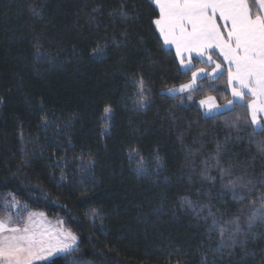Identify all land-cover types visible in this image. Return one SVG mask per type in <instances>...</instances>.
I'll return each instance as SVG.
<instances>
[{
	"label": "trees",
	"instance_id": "16d2710c",
	"mask_svg": "<svg viewBox=\"0 0 264 264\" xmlns=\"http://www.w3.org/2000/svg\"><path fill=\"white\" fill-rule=\"evenodd\" d=\"M258 2L249 0L254 14ZM157 17L151 0H0V219L23 227L40 212L79 238L40 264H264L259 225L248 255L212 251L228 221L246 228L248 205L261 206L264 186L240 200L229 185L264 176V132L253 131L248 100L203 115L199 101L231 100L226 76L164 93L191 72L163 46ZM140 77L146 108L136 105ZM13 198L19 207L5 209Z\"/></svg>",
	"mask_w": 264,
	"mask_h": 264
},
{
	"label": "snow or ice",
	"instance_id": "6c2138e0",
	"mask_svg": "<svg viewBox=\"0 0 264 264\" xmlns=\"http://www.w3.org/2000/svg\"><path fill=\"white\" fill-rule=\"evenodd\" d=\"M158 7V17L153 24L162 37L164 45L175 47V55L179 59V67L186 73L191 72V82L177 89H169V94L179 92H191L195 90L197 80L205 75L204 68L193 71V54L201 63L214 65L207 78L218 79L226 76L227 87L231 91L233 100L225 105H207L205 100L200 104L206 106V116L221 114L222 111L234 110V104L251 97V103L246 106L250 109V123L254 125V132H264V12L254 14L249 0H152ZM264 8V0H259ZM124 18L130 14L121 9L118 13ZM39 47V45H37ZM216 52L222 57L224 64L213 60L212 53ZM138 87L136 95L137 107L146 108L149 89L145 87L143 77L136 81ZM190 98V97H189ZM214 101L215 97H210ZM105 121H110L112 108L105 106L103 109ZM259 115V118H258ZM239 124V120H236ZM108 130V124H105ZM219 150V148H218ZM261 150L264 151V145ZM136 153L133 149L130 153ZM158 155V154H157ZM143 164V159L139 161ZM144 171L143 168L139 169ZM225 175L231 176L229 170ZM259 184L264 186V176L251 179L239 176L230 182L233 197L243 200L245 192L252 191ZM260 207L252 202L248 205L250 215L247 217L246 228H241L239 219L228 221L233 229L225 235V229H220V244L215 252H221L225 248L230 251L237 246L245 249L249 239V233L254 226L259 225L264 229V195L259 197ZM183 204L193 211H203L198 205L184 197ZM5 209L18 208L19 202L12 199L4 204ZM97 215V213H93ZM209 215L211 212L209 211ZM19 219V215L17 214ZM11 220L0 219V264H34L37 259H42L45 253L51 254L53 250L68 252L74 250L77 237L67 231L57 233L55 236L47 229L37 230L34 227L32 217L23 227H10ZM217 221L213 219V225ZM249 252L245 249V255ZM242 264V261L237 262Z\"/></svg>",
	"mask_w": 264,
	"mask_h": 264
},
{
	"label": "rangeland",
	"instance_id": "374dc122",
	"mask_svg": "<svg viewBox=\"0 0 264 264\" xmlns=\"http://www.w3.org/2000/svg\"><path fill=\"white\" fill-rule=\"evenodd\" d=\"M258 4H259V2H258ZM259 6L262 9V11L264 12V8H262L260 4H259ZM173 89L179 90L180 87L173 88ZM164 93L166 95H169V96H174L172 94H169L168 90L164 91ZM175 95H182V94H181V92L177 91V93ZM250 119H251V117H250ZM29 216L32 217L34 227L37 230L47 229L49 232H51L53 234V236H55L57 233H65L67 231H70L71 233H73L77 237V240L75 241V245H74V250L78 247V243H79L78 236L70 228H68L65 225L63 220H59L57 222H54V221L50 220L44 213H40V212H33ZM29 216H28V218H29ZM28 218H27L26 223H28ZM10 227H12V226H10ZM74 250H71L68 252L53 250L51 254L45 253V255L42 259H37L36 261H34V264L49 262L50 260H52L53 258H55L57 256L68 254Z\"/></svg>",
	"mask_w": 264,
	"mask_h": 264
},
{
	"label": "crops",
	"instance_id": "0c3cea01",
	"mask_svg": "<svg viewBox=\"0 0 264 264\" xmlns=\"http://www.w3.org/2000/svg\"><path fill=\"white\" fill-rule=\"evenodd\" d=\"M151 1H152V0H151ZM154 5H155V4H154ZM155 6H156V5H155ZM156 8H157V10H158V7H157V6H156ZM258 8H259L260 13L263 12L262 9L260 8L259 4H258ZM158 11H159V10H158ZM155 28H156V27H155ZM156 30H157V29H156ZM157 32H158V30H157ZM158 34H159V32H158ZM159 36H160V35H159ZM160 38H161V41H162V43H163L162 37H160ZM163 46H164L167 50H172V51L175 53V47H174V46L164 45V44H163ZM212 56H213V60H214V61L218 62V61L216 60V57H218V59L220 60V63H221V64H224V63H225V62L223 61L222 57H220V56L218 55V53L213 52V53H212ZM177 60H178V63H179V59H178V58H177ZM194 60L200 62L199 58L196 57L195 54H193V61H192L193 64H194ZM203 64H205L206 66L210 67V69H205V68H204V69L206 70V73H205V75L201 76V77L197 80L196 85L194 86V88H196L197 83H198L200 80L207 78V73H211L212 70H213L214 65H211V64H208V63H203ZM198 69H200V68H198ZM181 70L184 71L182 68H181ZM196 70H197V69H195L194 71H196ZM208 79H210V78H208ZM210 80L213 81V79H210ZM190 82H191V81H190ZM190 82H188V83H190ZM180 87H181V86H180ZM229 90H230V89H229ZM184 93H188V91L181 92V94H184ZM230 93H231V91H230ZM209 98H210V97H207V98L203 99V100H205V101L207 102V105H208V106H211V104H213V103L218 104L216 100L212 101V100H210ZM231 100H233L232 95H231ZM246 100H248V103H247V104H250L252 98H251V97H246L244 101H238V102H236L235 104H243ZM235 104H234V105H235ZM198 105H199V108L201 109L203 115L206 116V115H205V113H206V111H207L206 106H202V105L200 104V101H199ZM224 105H225V104H224ZM224 112H226V111H222V113H224ZM249 112H250V109H249ZM206 117H212V116H206ZM250 117H251V113H250ZM258 118H259V115H258ZM262 123H264V120H262ZM253 127H254V125H253Z\"/></svg>",
	"mask_w": 264,
	"mask_h": 264
}]
</instances>
